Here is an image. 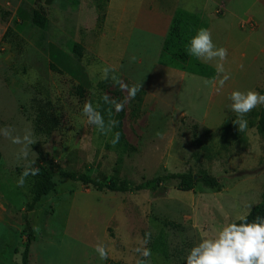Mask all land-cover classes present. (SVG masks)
Here are the masks:
<instances>
[{
	"label": "rangeland",
	"instance_id": "374dc122",
	"mask_svg": "<svg viewBox=\"0 0 264 264\" xmlns=\"http://www.w3.org/2000/svg\"><path fill=\"white\" fill-rule=\"evenodd\" d=\"M34 1L0 0V129L10 127L14 136L31 131L37 141L30 146L33 167L45 163L130 186L169 173H191L197 180L193 191H184L180 181L173 180L156 191L121 193L56 179L54 190L27 213L33 176L17 186L26 162L17 160L20 146L0 135V264H21L26 215L32 227L39 228L33 230L28 264H136L134 249L149 232L150 264H184L183 257L202 236L247 216L261 202V106L244 117L248 127L239 132L228 95L249 89L264 94V24L248 20L253 7H261L264 0L257 6V0H212L211 6L225 1V9L238 14L212 22L213 42L228 50L224 67L231 74L219 92L215 78L166 71L158 61L156 41L145 32L137 30L129 39L127 11L113 9L105 29L108 4L101 0L89 1L97 16L87 13L82 0H45L49 27L42 30L31 20ZM204 2L195 0L193 7ZM8 28L14 31L4 38ZM214 30L220 31L219 39ZM229 34L232 38L227 39ZM73 42L84 47L80 60L71 51ZM248 42L258 47L244 49ZM235 47L240 48L237 54ZM205 63L215 67V61ZM106 67L115 71L102 79ZM113 75L129 87L142 84L119 113L102 99L107 95L122 102L127 96ZM45 102L60 119L52 134L37 124ZM85 102L101 112L106 124L123 114L128 150L112 145L114 129L105 135L87 123ZM204 175L218 178L220 189L198 182ZM98 243L109 250L107 260L95 251Z\"/></svg>",
	"mask_w": 264,
	"mask_h": 264
},
{
	"label": "clouds",
	"instance_id": "9594fccd",
	"mask_svg": "<svg viewBox=\"0 0 264 264\" xmlns=\"http://www.w3.org/2000/svg\"><path fill=\"white\" fill-rule=\"evenodd\" d=\"M186 10H191L190 7ZM187 54L204 62L215 61L216 82L219 92L224 84L231 78L230 72L226 71L224 65L227 62L228 50L224 47H217L212 39V33L207 28L198 29L195 36L191 38L186 48ZM243 69V65H240ZM115 69L106 67L103 69L102 79H108L109 72ZM113 81L119 84L122 91L127 92L125 100L117 102L111 100L107 95L102 97L105 103L111 104L117 113L124 110L125 104L129 99H134L141 85H129L118 80L113 75ZM207 83V82H206ZM229 108L236 114L237 119L233 121L238 126L239 132H244L248 127V121L244 117L258 106L264 105V94L255 90L247 91L233 90L229 93ZM82 113L87 117V123L95 125L101 134L107 135L118 121L109 120L105 123L104 117L91 102H85ZM111 114V108L109 109ZM14 129L6 127L0 129V135L9 139L12 144L19 145L17 151V160H23V171L17 180V186L23 187L26 178L39 174V169L33 167L35 161H29L30 146L37 143L33 139L31 131H25L23 136L12 135ZM120 139V133L114 134L111 143L115 146ZM237 220L239 222H237ZM34 231H39L38 226H33ZM151 233H145L143 239L139 240V246L134 249L139 258L136 264H150L149 258L152 255L151 249L146 245L149 243ZM99 258L107 260L109 250L103 244H97L95 247ZM184 264H264V216H257L251 222L246 216H239L231 222L225 223L221 228L214 231L212 236H202L199 243L189 249L186 256L183 257Z\"/></svg>",
	"mask_w": 264,
	"mask_h": 264
},
{
	"label": "trees",
	"instance_id": "16d2710c",
	"mask_svg": "<svg viewBox=\"0 0 264 264\" xmlns=\"http://www.w3.org/2000/svg\"><path fill=\"white\" fill-rule=\"evenodd\" d=\"M105 4H108L110 0H101ZM48 4L45 0H35L32 8L31 20L34 26L39 29L47 30L49 27L48 19ZM2 13L0 8V14ZM9 13L5 12L4 15ZM22 21V20H21ZM24 22V20L22 21ZM201 23V16L197 13H192L185 10L182 7H178L172 18L170 27L168 29L167 35L163 42L162 51L159 56V63L163 66L177 69L180 71H191L193 73L213 77L215 70L201 62H195L192 68H188L191 57L187 54L186 48L189 41L193 36L196 35ZM12 28H8L6 36L13 33ZM71 51L79 60L83 58L84 47L77 42L71 43ZM115 120L118 121V125L114 127V134L116 132L120 133L119 142L116 144L117 149L122 151L128 150L129 144L125 140V135L123 131V114H117ZM37 124L40 130L52 134L56 131L60 125V119L53 112L52 105L50 102H45L41 105ZM257 131L259 135L264 138V105H261V111L259 116V122L257 126ZM2 158V153L0 150V161ZM35 168H38L39 174L33 176L34 184L32 187V197L27 205V213L32 212L37 204L43 199L44 196L48 195L54 190L56 186V179H69L73 182L82 183L83 185H88L96 188L99 191H111V192H121V193H133L140 191H156L160 186L167 182L173 180H179L184 191H193L196 187L195 176L191 173H169L167 175L159 176L152 180L145 181L141 184L130 186L126 182L118 183L117 180H110L108 183L99 181L97 178L92 177L80 172L66 171L60 166L48 167L45 163H37ZM198 182L203 183L206 187L212 189H220L219 179L213 176L204 175L200 176ZM257 216H264V194L262 196L261 202L256 205L250 213L246 216L248 221L251 222ZM26 226L25 232L27 234V241L22 254L21 264H28L30 258V246L34 240L33 227L28 219L27 215L25 217ZM239 222V221H237ZM107 264H122L121 262L110 261Z\"/></svg>",
	"mask_w": 264,
	"mask_h": 264
},
{
	"label": "crops",
	"instance_id": "0c3cea01",
	"mask_svg": "<svg viewBox=\"0 0 264 264\" xmlns=\"http://www.w3.org/2000/svg\"><path fill=\"white\" fill-rule=\"evenodd\" d=\"M89 1L90 0H82L83 8L85 10H88L87 13H89L90 15L97 16L98 15L97 8L94 6L92 10V8L89 7L90 6ZM194 3L195 0H110L107 7L108 10H107V19L105 22V29H107L106 28L107 22L111 20L113 9L116 10L117 8L118 11L122 13L127 11V13H130V20H131L130 22L131 25L129 30L130 32L128 34L129 39L134 34L133 32L137 30H141L143 33L145 32L147 34L148 38H153L156 41L157 47L159 48L161 53L163 42L170 27L172 18L174 16V12L178 7H182L185 10L186 8L190 7L191 10H187V11L192 13H197L201 16V23L199 29L207 28L211 31L213 30L212 22L218 21L220 19L223 20L225 19L226 16L228 17V15H233V16L235 15L236 18H238V14H235V12L225 9L226 8L225 1H222L219 4L216 3L214 6L213 5L211 6L212 0H205L204 5L200 6V8H194L193 7L195 5ZM258 4H259V0L254 2L253 6H257ZM252 10H254L253 11L254 14L252 17L248 18V20H252L253 22L257 20L264 24L263 20H261V17L264 16V5H261V7H253ZM219 23H223V22H219ZM223 26L224 24L219 25L220 28H222ZM214 31L218 35V39H219L221 37V34L219 33L220 31L218 30L217 31L214 30ZM229 33H232V31L229 30ZM100 38L101 37L98 38L97 41L98 43L96 44L98 47L101 42ZM131 38H133V36ZM230 38H232V36L229 34L227 39ZM245 46L246 47L244 49L247 48L250 50L251 49L255 50L258 47L256 43L250 44L249 42L247 45L245 44ZM237 47H235V49L232 50L236 54L239 53L240 51V48ZM228 49L229 51H231L230 47ZM240 56L242 55H239L237 57V60L239 62H240L239 59ZM195 62H201L204 64L203 61L192 56L188 68H192ZM205 65L210 66L215 70V74L212 77V79L215 78L213 81L217 83L216 68L206 63ZM163 67L165 68L166 71H173L174 73H179V74L185 73L186 75L188 73H191V75H196V73H193L191 71H180L166 66ZM197 76H199V74H197ZM219 104H221L222 106L223 100Z\"/></svg>",
	"mask_w": 264,
	"mask_h": 264
},
{
	"label": "water",
	"instance_id": "95a60500",
	"mask_svg": "<svg viewBox=\"0 0 264 264\" xmlns=\"http://www.w3.org/2000/svg\"><path fill=\"white\" fill-rule=\"evenodd\" d=\"M195 180H197V177H195Z\"/></svg>",
	"mask_w": 264,
	"mask_h": 264
}]
</instances>
